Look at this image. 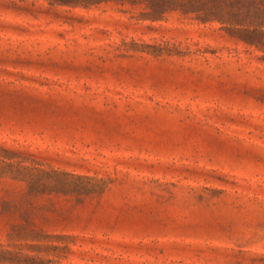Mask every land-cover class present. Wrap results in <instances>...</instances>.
Segmentation results:
<instances>
[{"label":"rangeland","instance_id":"1","mask_svg":"<svg viewBox=\"0 0 264 264\" xmlns=\"http://www.w3.org/2000/svg\"><path fill=\"white\" fill-rule=\"evenodd\" d=\"M145 12L0 0V264H264V52Z\"/></svg>","mask_w":264,"mask_h":264},{"label":"trees","instance_id":"2","mask_svg":"<svg viewBox=\"0 0 264 264\" xmlns=\"http://www.w3.org/2000/svg\"><path fill=\"white\" fill-rule=\"evenodd\" d=\"M67 6L90 7L115 2L132 7L144 6L142 16L152 21L166 13H195L201 22L218 21L234 29L237 38L247 46L264 52V0H49Z\"/></svg>","mask_w":264,"mask_h":264}]
</instances>
